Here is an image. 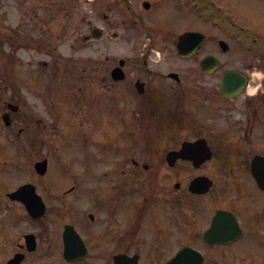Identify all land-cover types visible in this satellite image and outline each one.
Returning <instances> with one entry per match:
<instances>
[{
  "label": "flooded vegetation",
  "instance_id": "flooded-vegetation-1",
  "mask_svg": "<svg viewBox=\"0 0 264 264\" xmlns=\"http://www.w3.org/2000/svg\"><path fill=\"white\" fill-rule=\"evenodd\" d=\"M198 1L6 0L0 264H264V18Z\"/></svg>",
  "mask_w": 264,
  "mask_h": 264
},
{
  "label": "rangeland",
  "instance_id": "rangeland-1",
  "mask_svg": "<svg viewBox=\"0 0 264 264\" xmlns=\"http://www.w3.org/2000/svg\"><path fill=\"white\" fill-rule=\"evenodd\" d=\"M211 3H215V0H210ZM217 2L221 3L222 5H226L228 10L233 12L235 15L242 17V20H245L249 14V19H251V23L257 22L260 24L261 20L264 18V0H216ZM225 1V2H224ZM233 3V5H232ZM6 0H0V28L2 32H0V40H3L5 35L4 27L7 24L6 22V13L10 7ZM217 5V4H216ZM232 5V6H231ZM218 6V5H217ZM219 8L223 9L222 7L218 6ZM252 15L254 17H252ZM13 54L10 53L9 47L2 43L0 45V81L3 82L2 85L4 88H7L6 85L10 84V79L6 82L4 81L5 77L2 76L6 72V66L8 64V58H10ZM18 74L15 75L13 78V83L16 84L18 87L21 85L22 81V71L21 69H17ZM19 126H16L15 129L18 130Z\"/></svg>",
  "mask_w": 264,
  "mask_h": 264
}]
</instances>
